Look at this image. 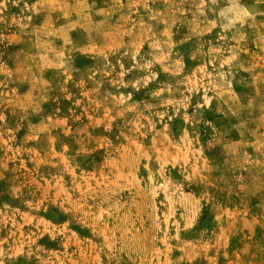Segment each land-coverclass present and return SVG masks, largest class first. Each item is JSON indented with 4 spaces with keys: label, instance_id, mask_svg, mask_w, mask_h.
Instances as JSON below:
<instances>
[{
    "label": "rangeland",
    "instance_id": "374dc122",
    "mask_svg": "<svg viewBox=\"0 0 264 264\" xmlns=\"http://www.w3.org/2000/svg\"><path fill=\"white\" fill-rule=\"evenodd\" d=\"M0 264H264V0H0Z\"/></svg>",
    "mask_w": 264,
    "mask_h": 264
}]
</instances>
